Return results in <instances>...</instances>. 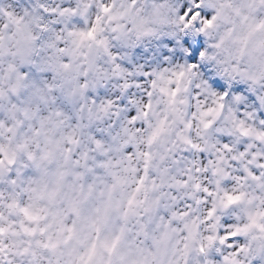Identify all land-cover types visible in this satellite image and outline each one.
<instances>
[{
	"label": "snow or ice",
	"instance_id": "snow-or-ice-1",
	"mask_svg": "<svg viewBox=\"0 0 264 264\" xmlns=\"http://www.w3.org/2000/svg\"><path fill=\"white\" fill-rule=\"evenodd\" d=\"M0 264H264V0H0Z\"/></svg>",
	"mask_w": 264,
	"mask_h": 264
}]
</instances>
